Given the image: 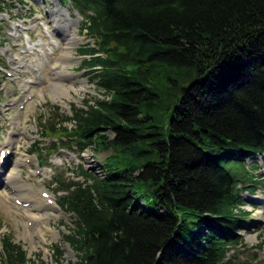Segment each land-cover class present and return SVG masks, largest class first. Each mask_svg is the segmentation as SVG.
<instances>
[{"label":"trees","instance_id":"1","mask_svg":"<svg viewBox=\"0 0 264 264\" xmlns=\"http://www.w3.org/2000/svg\"><path fill=\"white\" fill-rule=\"evenodd\" d=\"M59 1L85 19L80 68L104 98L44 135L106 157L102 176L56 182L77 257L57 248L56 264H245L243 192L264 186L247 163L264 155V0ZM1 260L34 264L9 238Z\"/></svg>","mask_w":264,"mask_h":264},{"label":"rangeland","instance_id":"2","mask_svg":"<svg viewBox=\"0 0 264 264\" xmlns=\"http://www.w3.org/2000/svg\"><path fill=\"white\" fill-rule=\"evenodd\" d=\"M0 4L5 6L4 10H0V41L1 46L8 50L7 59H0V144H5L8 140L12 142V156L7 154L5 162H0L5 164L2 180L15 170L20 181L31 188L23 189L25 192L36 198H50V202L53 201V204L47 203L49 207L46 210L33 209V212L38 215L49 214L54 234V238L49 232L44 233V237L35 234L28 239L26 233L30 227V219L20 206V201L4 198L5 186H2L0 180V264L3 241L6 238L21 245L34 264H56L59 256L57 248L64 253L66 261H76L74 250L64 241L74 228V218L61 207L60 198L66 193L58 191L56 182L60 179L84 182L82 167L88 172L100 173L106 153H97L94 149L80 152L77 147L73 150L65 149L54 136L44 135V131L63 116L71 117L74 109H87L85 101L95 105V100L104 98V94L92 81L89 69L80 68L83 60L90 56L80 55L79 49L86 46L94 48L95 41L83 29L84 17L70 5L62 6L57 0H0ZM57 10L61 14V21ZM48 11L53 14H47ZM21 23L27 26L26 31L21 32L15 27ZM55 26L67 31L69 37L64 41L60 40L52 32ZM26 34L34 41L43 39L54 55L46 54L43 58L45 63L40 65L42 54L26 50ZM50 36L59 42L58 47L51 43ZM73 38L81 41L74 42L73 54L65 57L68 54L67 43ZM57 63L62 70L65 66L66 77L56 76L58 71H62L55 69ZM38 65L44 68V77L39 73ZM57 82H62L67 88L73 86L79 91L72 89L67 96L52 97L50 94L54 92ZM27 84L34 93L24 102L23 98L29 93H23L22 89ZM14 118L18 120L14 121ZM53 143L59 147L54 153L50 149ZM4 148L5 145L0 146V151ZM254 162L258 163L262 168L260 171L264 173V157L251 160L248 165ZM260 171L256 173L260 174ZM13 191L17 189L13 188ZM243 197L252 223L241 232L245 238V246L238 248L236 255L245 264H264V186L259 185L252 194L243 192ZM27 204L29 206L30 203ZM257 245H262V248H257Z\"/></svg>","mask_w":264,"mask_h":264},{"label":"bare ground","instance_id":"3","mask_svg":"<svg viewBox=\"0 0 264 264\" xmlns=\"http://www.w3.org/2000/svg\"><path fill=\"white\" fill-rule=\"evenodd\" d=\"M35 26H37V24H35ZM11 35H13V34H11ZM26 37H27L26 38L27 50L30 52H32V51L40 52L42 54V58H41L42 62L40 63V65L42 63H45V62H43V58L46 57L44 49L47 50V46L45 45L44 40L39 39L37 41H34L29 36H26ZM51 38H52V43L55 46H57L58 45L57 40H55L53 37H51ZM78 41H81V39L73 38L71 42L67 43L66 51L68 54L65 55V57L73 54L72 44L74 42H78ZM61 63H63V62L61 61ZM40 65H38L37 67H39ZM55 68L62 70L59 67V63H57V65H55ZM38 70H39V73H41L42 77H44L45 76L44 68L39 67ZM62 71H63V74H62ZM62 71H58L56 73V76L66 77L67 74H64V73H66L65 72V66H64V69ZM30 82H32V81H30ZM30 89H31V87L29 84H27V85H25V87H23V89H22L23 93H29L28 95H26L23 98L24 101L26 99H28L34 93V91L32 92ZM72 89H75V88H73V86H71V88H67L62 82H57L54 85V90H53L54 92H52L50 94V96L55 97V98L61 97L63 95L67 96V95H69L70 90H72ZM75 90L77 92L79 91V89H75ZM13 120L14 121L18 120V118H14ZM2 145H5L4 151L5 150L9 151L12 149L11 140H8L5 144L4 143L0 144V146H2ZM21 162H23V161H21ZM6 164H7V162H6ZM4 165H5L4 163L3 164L0 163V180H2V178L4 176V174H3V169H4L3 167H5ZM19 178H20L19 174L15 173V170H13L11 172V174L8 177H6V179L2 180V186H5V192H4L5 194L3 196L6 199H10V198L14 199V200L17 199L18 201H20L22 203L20 206L27 213V215L30 219L29 220L30 221V227L26 233V237L28 239H31L33 237V235H35V234H38L39 236L44 237V233L50 232L51 237L54 238V234L52 232L51 225L49 223V214L38 215V214H35L33 212V209H39L42 211L46 210L49 207L48 204H50V202H48V200H50V198L44 200L41 198H36L34 195L30 194L29 192L28 193L25 192L23 189H25V188L31 189V188H30V186H27L26 184L21 182ZM10 185H13V186H10ZM13 188H16L17 191L14 192ZM26 203H30L28 206L29 208L25 207L24 204H26ZM260 214H262V213L260 212Z\"/></svg>","mask_w":264,"mask_h":264},{"label":"water","instance_id":"4","mask_svg":"<svg viewBox=\"0 0 264 264\" xmlns=\"http://www.w3.org/2000/svg\"><path fill=\"white\" fill-rule=\"evenodd\" d=\"M40 164H42V163H40Z\"/></svg>","mask_w":264,"mask_h":264}]
</instances>
